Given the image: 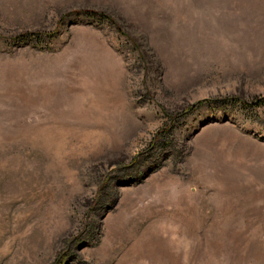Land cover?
Segmentation results:
<instances>
[{
  "label": "rangeland",
  "instance_id": "obj_1",
  "mask_svg": "<svg viewBox=\"0 0 264 264\" xmlns=\"http://www.w3.org/2000/svg\"><path fill=\"white\" fill-rule=\"evenodd\" d=\"M0 264H264V0H0Z\"/></svg>",
  "mask_w": 264,
  "mask_h": 264
},
{
  "label": "trees",
  "instance_id": "obj_2",
  "mask_svg": "<svg viewBox=\"0 0 264 264\" xmlns=\"http://www.w3.org/2000/svg\"><path fill=\"white\" fill-rule=\"evenodd\" d=\"M103 17H106V16L103 15ZM106 18H108V20H111V18H109V17H106ZM235 98H236V97H235ZM235 98L233 97V98L230 99V100H231L232 102H238V103H240L241 105H242V104L244 105L245 103H247V101H245L244 99H241V100H240V99H238V98H236V99H235ZM256 101H257V102H260V103L262 102V100H259V99H256Z\"/></svg>",
  "mask_w": 264,
  "mask_h": 264
}]
</instances>
